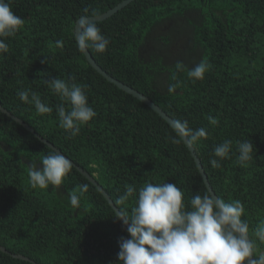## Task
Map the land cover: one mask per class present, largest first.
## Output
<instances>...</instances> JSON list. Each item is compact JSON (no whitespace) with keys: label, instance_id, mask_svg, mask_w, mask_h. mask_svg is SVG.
Wrapping results in <instances>:
<instances>
[{"label":"trees","instance_id":"trees-1","mask_svg":"<svg viewBox=\"0 0 264 264\" xmlns=\"http://www.w3.org/2000/svg\"><path fill=\"white\" fill-rule=\"evenodd\" d=\"M123 0H10L24 21L0 54V105L92 176L116 204L127 185H177L185 202L206 189L184 143L172 142L169 124L148 106L98 74L78 51L75 22L104 14ZM109 40L105 53L88 49L107 74L137 90L173 120H186L207 138L193 145L208 182L225 202L239 200L250 234L264 220V0H134L96 22ZM62 40V48L55 41ZM183 63L182 70L176 63ZM210 67L193 81L187 71ZM60 78L85 86L96 116L69 138L60 127L63 103L44 83ZM175 85V91L169 87ZM36 92L53 111L39 115L18 91ZM67 107V105H65ZM218 120L213 126L208 117ZM233 144L220 168L209 164L214 148ZM250 140L253 159L236 161V142ZM50 149L0 112V264H119L122 222L100 192L74 167L59 187L33 189L28 169ZM89 191L76 205L79 185ZM258 251L264 244L258 243Z\"/></svg>","mask_w":264,"mask_h":264},{"label":"clouds","instance_id":"clouds-1","mask_svg":"<svg viewBox=\"0 0 264 264\" xmlns=\"http://www.w3.org/2000/svg\"><path fill=\"white\" fill-rule=\"evenodd\" d=\"M25 21L16 15L10 0H0V54L8 53L6 39L14 37ZM78 51L87 54L88 49L103 54L109 40L93 20L84 18L74 33ZM62 40L55 41L62 48ZM176 69L184 65L178 61ZM209 65L201 61L187 71L193 81L204 79ZM44 83L63 102L57 109L60 127L69 138L77 136L81 127L87 125L96 116L88 103L85 86L64 79L45 80ZM175 85L169 92L175 91ZM18 98L25 104L34 105L39 115L51 113L53 109L40 96L31 90L18 91ZM67 105V107H65ZM213 126L218 120L208 117ZM172 142L193 146L207 138V129L193 130L186 120L171 121ZM254 145L250 140L237 141L236 161L246 166L253 159ZM38 167L33 164L28 169L29 183L33 189H47L50 185L59 187L65 181L73 165L61 152L49 146ZM233 144L224 140L213 151L210 158L212 168H220L221 162L230 158ZM89 191V184L79 185V194L70 196L72 205H76L81 195ZM134 199L130 213L117 208L114 204L116 220L126 228L128 238L119 244V264H264V251H258V243L264 244V220L252 230L242 217L245 214L239 200L225 202L210 189L199 193L185 202L184 192L175 184L167 182L145 183L138 189L127 185L116 204L125 205Z\"/></svg>","mask_w":264,"mask_h":264},{"label":"water","instance_id":"water-1","mask_svg":"<svg viewBox=\"0 0 264 264\" xmlns=\"http://www.w3.org/2000/svg\"><path fill=\"white\" fill-rule=\"evenodd\" d=\"M134 0H123L121 3H119L118 5H116L115 7H113L112 9L108 10L107 12H105L104 14H101L99 16H92V17H87V19L93 20L94 22H101L104 21L106 19H108L109 17H111L112 15H114L117 11L121 10L122 8H124L125 6H127L129 3H131ZM85 17L78 19L75 22V26H74V33L77 30V27L79 25V23H81L84 20ZM84 57L87 61V63L98 73L100 74L104 79H106L109 83L115 85L118 89L124 91L125 93H127L128 95H131L132 97H134L135 99H137L138 101L142 102L143 104H145L146 106H148L152 111H154L159 117H161L167 124L170 125L171 121H174L173 119H171L165 112H163V110L158 107L155 103H153L149 98H147L146 96H144L143 94H141L140 92H138L137 90L125 85L124 83L118 81L117 79L113 78L112 76H110L109 74H107L101 67H99V65L95 62V60L93 59V57L91 56L89 50L87 51V54H84ZM0 112L6 114L8 117H10L12 120H14L17 124L21 125L24 129H26L29 133L33 134L40 142H42L44 145H46L48 148L49 146H51L52 148L57 149L56 147H54L51 143H49L47 140L41 138L37 133H35V131L28 125L26 124L24 121H22L21 119L11 115L9 112H7L3 107H1L0 105ZM186 146V148L188 149V151L190 152L191 157L194 160V163L197 167V170L203 180V183L206 187V189H210L212 191L213 194H215L208 182L207 176L203 170V167L200 163V160L198 159L195 150L193 148V146H188L186 144H184ZM58 150V149H57ZM59 152H61L60 150H58ZM66 157V156H65ZM67 158V157H66ZM68 159V158H67ZM69 160V159H68ZM71 161V160H69ZM73 167L84 177L86 178L99 192L100 194L104 197V199L107 201V203L109 204V206L112 208V210L115 212V209L113 207L114 203L111 201L110 197L107 195V193L103 190V188L96 182V180L90 176L86 171H84L83 169H81L79 166H77L76 164H74L71 161ZM0 251L2 253H8V251L0 246ZM11 257L16 258V259H20L23 261H27L30 262L32 264H37L35 263L33 260L20 255V254H10Z\"/></svg>","mask_w":264,"mask_h":264},{"label":"bare ground","instance_id":"bare-ground-1","mask_svg":"<svg viewBox=\"0 0 264 264\" xmlns=\"http://www.w3.org/2000/svg\"><path fill=\"white\" fill-rule=\"evenodd\" d=\"M81 18H83V17H81ZM80 19V18H79ZM74 163V162H73Z\"/></svg>","mask_w":264,"mask_h":264}]
</instances>
